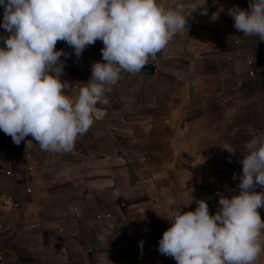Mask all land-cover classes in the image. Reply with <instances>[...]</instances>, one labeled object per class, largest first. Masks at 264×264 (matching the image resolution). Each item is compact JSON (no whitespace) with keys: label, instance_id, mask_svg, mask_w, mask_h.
<instances>
[{"label":"crops","instance_id":"obj_1","mask_svg":"<svg viewBox=\"0 0 264 264\" xmlns=\"http://www.w3.org/2000/svg\"><path fill=\"white\" fill-rule=\"evenodd\" d=\"M179 2L196 7L187 36L149 58L152 74L121 72L73 152L42 151L31 136L17 145L0 130V264H176L158 251L168 200L187 211L204 199L215 213L220 195L239 191L244 144L264 136V41L228 14L249 0ZM102 47L97 40L76 57L57 43L73 98Z\"/></svg>","mask_w":264,"mask_h":264},{"label":"clouds","instance_id":"obj_2","mask_svg":"<svg viewBox=\"0 0 264 264\" xmlns=\"http://www.w3.org/2000/svg\"><path fill=\"white\" fill-rule=\"evenodd\" d=\"M0 6V27L8 33L0 37V130L17 145L29 146L32 140L26 137L31 136L42 151L53 154L74 151L77 138L101 115L97 106L108 104L107 94L121 72H142L150 57L187 36L186 16L196 8L185 12L179 0L167 5L159 0H0ZM228 14L245 37L264 41V0H249L247 9L233 6ZM97 40L103 43L102 62L92 64L90 78L73 98V85L61 79L66 53L56 45L64 42L80 57ZM221 147L230 154L237 150ZM244 148L239 191L220 195L215 213L204 199L187 211L168 200V214L162 217L169 227L158 245L162 255L176 264H256L264 254V220L258 211L264 207V136H253ZM98 240L108 244L109 237Z\"/></svg>","mask_w":264,"mask_h":264},{"label":"built area","instance_id":"obj_3","mask_svg":"<svg viewBox=\"0 0 264 264\" xmlns=\"http://www.w3.org/2000/svg\"><path fill=\"white\" fill-rule=\"evenodd\" d=\"M194 18V15H192L190 13V15L186 16V20H188V24H190L192 22V19ZM9 173V172H7ZM8 203H12L13 205H16V202L11 201L9 198H5L4 199V204H8ZM216 208V207H215ZM108 214H104V215H97V217H108ZM164 258H168V256H164ZM256 264H264V254H262L259 259L257 260Z\"/></svg>","mask_w":264,"mask_h":264},{"label":"water","instance_id":"obj_4","mask_svg":"<svg viewBox=\"0 0 264 264\" xmlns=\"http://www.w3.org/2000/svg\"><path fill=\"white\" fill-rule=\"evenodd\" d=\"M155 65L152 62H149L148 65H146L143 69L142 72L140 73H145V74H152L154 72Z\"/></svg>","mask_w":264,"mask_h":264},{"label":"bare ground","instance_id":"obj_5","mask_svg":"<svg viewBox=\"0 0 264 264\" xmlns=\"http://www.w3.org/2000/svg\"><path fill=\"white\" fill-rule=\"evenodd\" d=\"M188 21V20H187Z\"/></svg>","mask_w":264,"mask_h":264}]
</instances>
